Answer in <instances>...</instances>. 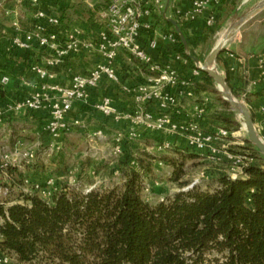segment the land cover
<instances>
[{
	"label": "trees",
	"instance_id": "16d2710c",
	"mask_svg": "<svg viewBox=\"0 0 264 264\" xmlns=\"http://www.w3.org/2000/svg\"><path fill=\"white\" fill-rule=\"evenodd\" d=\"M173 33L176 52L191 62ZM206 81L213 84L209 76ZM5 97L0 86V101ZM251 148L260 163L249 164L243 177L221 175L216 189L193 187L151 205L142 197L150 165L126 142L117 164L120 180L110 188L86 192L65 186L46 201L24 194L21 186L20 199L0 203V251L18 264H264V159ZM171 151L200 157L179 147ZM175 168L171 180L179 182L182 174Z\"/></svg>",
	"mask_w": 264,
	"mask_h": 264
},
{
	"label": "crops",
	"instance_id": "0c3cea01",
	"mask_svg": "<svg viewBox=\"0 0 264 264\" xmlns=\"http://www.w3.org/2000/svg\"><path fill=\"white\" fill-rule=\"evenodd\" d=\"M89 1L81 2L86 4L85 7V5L81 6L78 0H42L41 7L49 15L57 16L60 20L62 18L63 21H61V27L58 30L63 34L77 29L83 40L91 41L98 37L101 30L99 14L105 9V6H100L103 3L102 0L97 1L95 5ZM247 1L222 0L219 6L192 19L186 16L192 12V5L189 1L180 0L177 2L181 12L180 16L175 13L173 8L175 1L166 0L165 11L161 14L156 12L149 19L154 25L158 39V49L149 50L153 59L162 65H173L178 69L183 80L193 83L194 100L182 97L180 103L170 110L175 122H188L193 118L194 105L204 104L206 114L201 123L203 128L207 131H214L216 129L213 125H219L209 117L213 106H215L213 105L215 94L209 91L206 81L208 75L200 72L193 60L189 58L191 60L189 62L177 53L175 46L160 38V35L164 33L176 32L173 26L171 28L166 25L169 23L168 19L175 20L186 37L188 46L186 48L183 46L184 54L187 57L189 55L195 57L204 63L206 61L204 58L209 57L217 43L222 40L223 35L236 20L257 6L242 11ZM9 10L17 11L24 31H33L36 28V22L28 3L24 0H1L0 33L3 37L0 41V81L5 76L10 79L9 83L2 87L6 92V97L2 102L4 104L28 98L34 93L40 92L47 85V81L32 72L31 67L34 65L44 66L48 54L36 46L29 52L13 48L11 20L5 16L6 11ZM77 10L80 13L76 12ZM211 18L213 21L208 24ZM177 56L182 59L177 60ZM219 58V62H216L218 72L225 78L234 97L248 105L254 123L259 124L262 120L260 109L264 105V10L249 20L236 33ZM101 62L102 59L97 53H90L82 49L79 54L66 58L61 65L54 69L55 78L48 83L68 88L75 76L87 75ZM116 70L120 77L119 83L103 78L99 87L92 91L89 103H77L65 118L66 122L72 126L71 130L83 136L88 143L97 140L113 143V138L118 132H126L132 128L130 121H117L113 116H105L95 109L96 103L105 97L113 100V106L120 113H134L143 110L160 112L156 102L145 106L138 105L135 97L124 91V87L145 83L147 71L139 61H135L128 54L122 52L116 61ZM195 70L199 71L198 75L194 74ZM49 119L50 112L48 110L23 111L5 117L0 124V156L3 153L11 152L10 144H12V139L14 141L15 137L12 136L14 134L24 136L26 142L35 148L44 146V140H51L46 131ZM98 131L105 135L104 139L93 138V134ZM160 140L169 141L176 147H187L186 140L181 136L164 137ZM11 146H15V142ZM114 171V175L119 174L117 165Z\"/></svg>",
	"mask_w": 264,
	"mask_h": 264
},
{
	"label": "built area",
	"instance_id": "2783aa9c",
	"mask_svg": "<svg viewBox=\"0 0 264 264\" xmlns=\"http://www.w3.org/2000/svg\"><path fill=\"white\" fill-rule=\"evenodd\" d=\"M28 3L36 28L33 31H24L15 10L6 11L5 16L10 18L13 29L12 45L15 50L32 51L36 46L42 52L48 54L44 66L34 65L32 72L41 79L47 81V85L40 92H36L28 98L9 103L0 101V124L8 115H16L23 111L50 112L49 123L46 131L51 140L58 143L71 130L65 118L73 110L77 103L88 104L93 90L99 87L103 78L115 83L120 82L116 70V61L123 52L131 58L136 59L147 71L145 83L133 87H124L126 93L132 94L138 105L145 106L156 102L160 112L154 113L143 110L141 112H119L113 106V100L109 97L103 98L96 103L95 109L105 116H113L117 121H130L132 128L126 132H118L113 138L115 145L113 154L118 158L123 153L124 143H132L138 140L140 129L148 132H160L168 136H181L186 140L187 148L205 156L210 160H220L222 156L234 159L230 152L231 143L227 142L230 133L224 128L207 131L202 126V120L206 114L204 104L194 105L193 118L185 123L175 122L170 110L180 103L182 97L194 100L192 91L193 83L183 80L176 67L171 64L157 63L149 50L158 49V39L154 25L149 21L154 13H163L166 0H106L107 7L99 14L101 30L95 40L85 41L81 38L79 30L73 29L64 34L58 30L61 27L60 18L49 15L41 7V0H24ZM173 8L177 15L181 16L177 2L174 0ZM192 5V12L186 16L192 19L204 14L207 10L217 7L222 0H186ZM213 18L208 21L211 24ZM55 29V30H54ZM0 33V41L2 40ZM160 38L176 45V37L173 32L160 35ZM82 49L90 53H97L102 62L98 64L87 75H77L72 79L70 87L50 85L48 82L55 78L54 69L63 61L73 55L79 54ZM181 60L180 56L176 57ZM199 74L198 70L194 71ZM9 77L5 76L0 81L4 87L9 83ZM243 102V101H241ZM244 103V102H243ZM262 120L255 124L258 133L264 134V105L260 109ZM1 126V125H0ZM234 136V135H233ZM93 138L104 139L105 135L98 131ZM18 149L13 153H3L0 156V169L5 171L11 167L32 168L36 161V150L23 148L22 143H17ZM52 151L60 149L55 144ZM159 150L171 149V144L164 142L158 146ZM237 157V156H236ZM246 159V158H245ZM248 166V165H246ZM244 167L238 168L237 172L229 174L231 179L244 176ZM24 186L22 192L26 195L37 193L44 200L50 201L59 190L54 181L48 180L45 186L35 184L26 176L23 177ZM193 185L191 188H193ZM95 186L90 187V192ZM148 191V189H146ZM8 188L0 187V198L8 196ZM165 201L164 199L161 202ZM4 220L0 217V226ZM0 264H12V259L0 251Z\"/></svg>",
	"mask_w": 264,
	"mask_h": 264
},
{
	"label": "rangeland",
	"instance_id": "374dc122",
	"mask_svg": "<svg viewBox=\"0 0 264 264\" xmlns=\"http://www.w3.org/2000/svg\"><path fill=\"white\" fill-rule=\"evenodd\" d=\"M78 1L81 3L85 0ZM97 1L99 0H90L89 2L95 5ZM102 1L103 3L101 2L100 6H105V0ZM261 1L248 0L242 11L260 4ZM84 5L86 7V4L81 3V6ZM204 60H206V57ZM207 85L210 93L215 94L213 100V105L215 106H213L209 117L219 124L213 125L215 129L224 128L229 131L230 138L227 142L231 143L230 152L235 158L229 159L224 155L220 160H210L185 146L182 149H187L189 153H197L200 157L195 158L189 155L182 157L175 154L171 149L159 150L158 146L167 142L160 139L170 136L160 132H148L140 129L138 140L130 143V145L135 156L143 160L145 165H150L149 174L144 175L145 189L142 197L151 205L161 203L162 199L172 198L181 190H191L193 185L202 191H211L218 187L219 176H229V174L237 172L240 167L246 168V165L260 163L257 153L251 148L253 145L248 141V134L244 128L243 119L224 101L216 84ZM12 136L15 138L11 142L12 144L15 142V146L10 144L11 152H15L18 149L16 144L20 142L23 144V148L35 149L37 159L32 168L24 166L15 168L18 171L14 174H11L10 171L1 172L0 169V187L8 185L11 189L8 196L0 198V203L16 201L22 197L20 189L21 186H24V183L22 185L20 181V174L29 178L32 183L42 186H45L46 182L52 179L59 191L65 186L78 191H86L91 186L110 188L120 180L119 174L114 175V169L119 163V157L117 158L113 154L114 143L106 140L88 143L83 136L76 133V131L70 130L58 143L46 139L44 140V146L36 147V149L32 144L26 142L24 136L15 134ZM260 136L263 137L262 134ZM168 143L170 142L168 141ZM53 144H55V147L59 146L60 149L57 150L55 148L52 151L51 147ZM171 147L176 146L171 144ZM167 161H174L176 163L175 166H178L180 174H182L179 182L171 180L176 168ZM90 163L93 165L89 166ZM105 164L109 165V171L103 170L102 166ZM93 168L99 169V174L92 172ZM83 169L85 172L79 178V173ZM180 183H186L187 185L181 189ZM12 264H18V262L12 259Z\"/></svg>",
	"mask_w": 264,
	"mask_h": 264
},
{
	"label": "water",
	"instance_id": "95a60500",
	"mask_svg": "<svg viewBox=\"0 0 264 264\" xmlns=\"http://www.w3.org/2000/svg\"><path fill=\"white\" fill-rule=\"evenodd\" d=\"M1 2V0H0ZM264 10V0L261 1L254 9L247 12L245 15L239 17L236 22L228 29V31L223 35V39L217 43L213 51L210 53L209 57L204 63H201L199 59L188 56L197 64V69L207 74L217 85L219 92L221 93L225 102H227L231 109L243 119L244 128L248 134V141L257 149L260 155L264 158V139L260 136L256 130L252 112L247 104L238 100L232 94L225 78L218 72L216 68V62L219 55L223 52L226 45L234 38L236 33L253 17L258 15ZM168 22L175 28L177 35L179 36L183 46L186 48L188 42L184 36L179 24L173 20L168 19Z\"/></svg>",
	"mask_w": 264,
	"mask_h": 264
},
{
	"label": "bare ground",
	"instance_id": "6f19581e",
	"mask_svg": "<svg viewBox=\"0 0 264 264\" xmlns=\"http://www.w3.org/2000/svg\"><path fill=\"white\" fill-rule=\"evenodd\" d=\"M222 39H223V37H222Z\"/></svg>",
	"mask_w": 264,
	"mask_h": 264
}]
</instances>
